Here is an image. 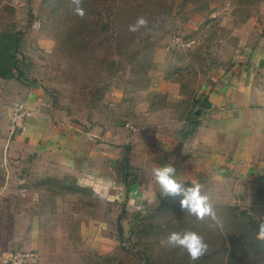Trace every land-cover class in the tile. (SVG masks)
Masks as SVG:
<instances>
[{"label":"rangeland","instance_id":"rangeland-1","mask_svg":"<svg viewBox=\"0 0 264 264\" xmlns=\"http://www.w3.org/2000/svg\"><path fill=\"white\" fill-rule=\"evenodd\" d=\"M83 7L81 19L69 0H0V34L12 29L23 41L15 78L34 91L31 101L7 100L0 116V259L33 252L37 264H264L263 181H182L203 186L215 227L182 211L178 199L137 201L147 161L164 141L189 134L211 84L239 81L245 69L264 78V0ZM139 16L150 27L162 23L129 32ZM20 105L46 132L35 143L25 126L10 124ZM189 230L209 245L200 260L160 246Z\"/></svg>","mask_w":264,"mask_h":264},{"label":"crops","instance_id":"crops-1","mask_svg":"<svg viewBox=\"0 0 264 264\" xmlns=\"http://www.w3.org/2000/svg\"><path fill=\"white\" fill-rule=\"evenodd\" d=\"M260 57L259 67L264 71V52ZM241 74L239 81L226 79L211 84L194 111L195 125L189 134L180 140L164 141L158 156L147 161L150 171L144 167L139 204L155 202L159 186L153 169L169 162L174 163L180 182L214 175L235 183L264 182V78L249 75L246 69ZM31 96L33 89L21 80L0 79V116L9 109L7 100L20 103L31 101ZM37 117L25 122L30 144L46 133L36 125Z\"/></svg>","mask_w":264,"mask_h":264},{"label":"clouds","instance_id":"clouds-1","mask_svg":"<svg viewBox=\"0 0 264 264\" xmlns=\"http://www.w3.org/2000/svg\"><path fill=\"white\" fill-rule=\"evenodd\" d=\"M83 2L84 0H69L70 10L81 19L86 15ZM160 23L162 21L157 19L150 27L149 20L144 16H139L134 23L128 26V31L137 33L143 30L146 33H151ZM153 175L162 197L173 200L178 199L182 211L194 216L199 222L212 221L210 227L217 226V211L211 202L210 196L202 191L203 186L200 183H194L191 186H185L181 183L177 179V169L173 162L154 168ZM259 234L264 236V222L259 224ZM159 243L163 248L179 249L181 253H186L192 261L200 260L209 250V245L204 237L190 230L182 233L171 232Z\"/></svg>","mask_w":264,"mask_h":264},{"label":"trees","instance_id":"trees-1","mask_svg":"<svg viewBox=\"0 0 264 264\" xmlns=\"http://www.w3.org/2000/svg\"><path fill=\"white\" fill-rule=\"evenodd\" d=\"M22 43L21 35L12 29L0 34V79L15 78L19 65L17 54ZM119 231L122 230L119 228Z\"/></svg>","mask_w":264,"mask_h":264},{"label":"built area","instance_id":"built-area-1","mask_svg":"<svg viewBox=\"0 0 264 264\" xmlns=\"http://www.w3.org/2000/svg\"><path fill=\"white\" fill-rule=\"evenodd\" d=\"M35 112L28 111L23 105L14 109L11 113L9 121L12 128L22 129L29 117H34ZM0 260L3 264H37V255L33 252L20 253L2 257Z\"/></svg>","mask_w":264,"mask_h":264}]
</instances>
